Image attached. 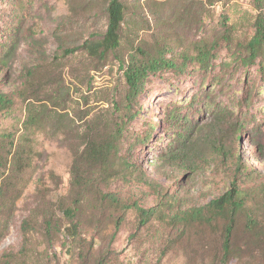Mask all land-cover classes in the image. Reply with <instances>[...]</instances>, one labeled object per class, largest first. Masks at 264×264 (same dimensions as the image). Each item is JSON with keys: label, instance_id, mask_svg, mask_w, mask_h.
<instances>
[{"label": "rangeland", "instance_id": "374dc122", "mask_svg": "<svg viewBox=\"0 0 264 264\" xmlns=\"http://www.w3.org/2000/svg\"><path fill=\"white\" fill-rule=\"evenodd\" d=\"M123 1L121 47L94 56L84 44L103 38L110 0H0V91L18 96L0 119V152L30 153L23 173L0 170V264H264V239L242 226L225 260L221 219L171 221L237 177L264 220L263 57L250 63L246 49L264 1ZM205 42L215 45L207 65L196 52ZM138 48L161 49L175 66L152 73L130 107L122 60ZM109 138H119L117 157L90 162L88 144ZM108 193L156 210L143 225ZM75 203L71 238L64 211Z\"/></svg>", "mask_w": 264, "mask_h": 264}, {"label": "trees", "instance_id": "16d2710c", "mask_svg": "<svg viewBox=\"0 0 264 264\" xmlns=\"http://www.w3.org/2000/svg\"><path fill=\"white\" fill-rule=\"evenodd\" d=\"M264 0H255L258 3V9ZM108 26L107 30L100 40L93 42H86L84 46L88 48L89 52L94 56L105 55L109 51H117L121 47V29L125 21L127 5L123 0H110L108 5ZM226 27L225 34L230 38L231 31L228 22L225 21ZM215 45L208 43H201L197 45V60L203 65H207L210 62L212 51ZM247 52L249 53L248 59L250 63H253L259 56L263 57L262 67L264 68V12L260 9L259 14L255 21V32L252 38L246 44ZM141 56L132 55L128 60H122V66L124 67V76L127 83L126 102L128 106L131 105L140 97L144 92L145 84L148 77L152 73H156L164 68L174 67V63L165 58V53L161 49H157L155 52L149 53L142 48H138ZM17 94L13 92L0 91V119L7 117L14 109ZM33 121L36 122L35 115L29 113L24 120V125L27 126ZM121 134V131H118ZM119 139V138H118ZM118 139H107L106 141L92 140L85 153L88 156L90 162H106L113 155L117 157V141ZM93 163V164H94ZM27 167H30V153L25 150H21L16 147L11 159H8L4 153L0 152V170L4 173H9L6 178L14 173H23ZM13 168V169H11ZM237 172L244 175L242 166L237 167ZM239 177H237L232 187L227 190L222 196L213 199L206 207L193 209L191 211H185L180 215L172 217V222H184V223H218L221 219L224 222V238H223V250L224 259L228 260L234 256V250L232 246V239L235 229L243 227L244 233L250 235L252 240L264 239V220H260L255 211L248 208V198L244 193V190L238 184ZM90 180L82 177L78 180L77 185L81 188L86 187ZM264 190V188H263ZM104 198H111L115 200L116 204L124 209H135L140 215L141 224L145 225L152 214L155 212V208L145 209L140 207L137 203L120 205L119 201L113 197L112 194H103ZM5 197L3 192H0V200ZM3 205V202H0ZM255 209V208H254ZM79 211V207L75 203L73 207L67 208L64 214L70 220V226L67 229L69 233L68 237L76 238L77 234L74 233L78 230V223L75 221L76 212ZM163 218V216H161ZM121 217L116 220V225L119 227ZM52 220H47V228L50 232L52 229ZM263 222V223H262ZM5 264H11V261L6 257ZM97 264H107L104 259L98 260Z\"/></svg>", "mask_w": 264, "mask_h": 264}]
</instances>
